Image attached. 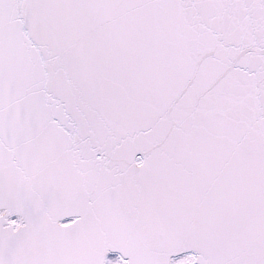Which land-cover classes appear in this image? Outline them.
Here are the masks:
<instances>
[{
  "label": "snow or ice",
  "instance_id": "1",
  "mask_svg": "<svg viewBox=\"0 0 264 264\" xmlns=\"http://www.w3.org/2000/svg\"><path fill=\"white\" fill-rule=\"evenodd\" d=\"M0 264H264V0H0Z\"/></svg>",
  "mask_w": 264,
  "mask_h": 264
}]
</instances>
